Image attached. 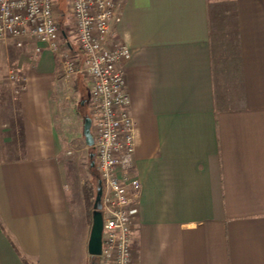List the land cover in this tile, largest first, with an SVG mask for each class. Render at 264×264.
Listing matches in <instances>:
<instances>
[{
  "label": "crops",
  "instance_id": "crops-1",
  "mask_svg": "<svg viewBox=\"0 0 264 264\" xmlns=\"http://www.w3.org/2000/svg\"><path fill=\"white\" fill-rule=\"evenodd\" d=\"M117 43L141 185L131 264H264V0H122ZM61 64L43 44H0V69L25 79L0 88V264H88L62 130L66 94L89 101V87Z\"/></svg>",
  "mask_w": 264,
  "mask_h": 264
},
{
  "label": "built area",
  "instance_id": "built-area-1",
  "mask_svg": "<svg viewBox=\"0 0 264 264\" xmlns=\"http://www.w3.org/2000/svg\"><path fill=\"white\" fill-rule=\"evenodd\" d=\"M122 0H68L76 46L81 59L63 55L65 77L80 75L89 87L91 134L95 166L102 193V245L100 264H131V206L139 199L141 185L132 175L135 125L129 113L121 63L129 56L125 44H108L119 17ZM60 0H0V44L17 50L28 42L58 52ZM70 51V50H69ZM41 52L40 47L35 53ZM21 89L25 79L17 68L0 69L4 83Z\"/></svg>",
  "mask_w": 264,
  "mask_h": 264
},
{
  "label": "rangeland",
  "instance_id": "rangeland-1",
  "mask_svg": "<svg viewBox=\"0 0 264 264\" xmlns=\"http://www.w3.org/2000/svg\"><path fill=\"white\" fill-rule=\"evenodd\" d=\"M214 3L220 4L223 0H209ZM59 34L57 36V39L62 43L59 47V52L62 53V59L63 55L66 53H70V56L74 58L76 61L81 59L80 52L76 46L75 41V33L72 23V18L69 10V3L68 0H60L59 6ZM62 34L66 37V39H63ZM66 43L70 45L71 50L69 51L68 48H66ZM11 44V43H10ZM62 48V49H61ZM81 77H79V81L81 83ZM71 89V88H70ZM71 92V90L69 91ZM68 98L69 104L72 105L75 109V115L70 120H67L66 128L65 130H62L63 137L66 138L65 142V149L64 153L69 158V165L71 169L73 170L76 177L81 180L83 179L84 185H91L92 177L90 175L89 166H90V160H89V153L90 151H94L90 148H87L84 143V138L82 135V126L83 121L81 119V116L83 118L89 117L90 118V103L88 101L87 94L84 93L80 98H74V95L66 94ZM83 102V105H80V103ZM80 114H77V113ZM95 164V159H94ZM96 168V166H95ZM91 227V225H90ZM89 227V228H90ZM88 264H91V257L89 256ZM100 264V261L98 262Z\"/></svg>",
  "mask_w": 264,
  "mask_h": 264
},
{
  "label": "water",
  "instance_id": "water-1",
  "mask_svg": "<svg viewBox=\"0 0 264 264\" xmlns=\"http://www.w3.org/2000/svg\"><path fill=\"white\" fill-rule=\"evenodd\" d=\"M82 134L86 147L92 149L93 138L91 134V119L89 117L83 119ZM93 165L94 163L92 162L90 166ZM101 193H102V189L99 182L93 203L91 227H90L89 239L87 244V253L90 257L93 258H98L101 255L102 216L99 211Z\"/></svg>",
  "mask_w": 264,
  "mask_h": 264
},
{
  "label": "trees",
  "instance_id": "trees-1",
  "mask_svg": "<svg viewBox=\"0 0 264 264\" xmlns=\"http://www.w3.org/2000/svg\"><path fill=\"white\" fill-rule=\"evenodd\" d=\"M91 150V149H90ZM89 160L90 164L93 162L94 163V154L92 151L89 153ZM89 171L90 175L92 177V183L91 185H83L82 187V193H83V199L85 203V219L86 223L88 225H91V220H92V211H93V203L99 183V177L97 174V170L95 168V164L93 166H89ZM99 259L98 258H93L91 257V264H98Z\"/></svg>",
  "mask_w": 264,
  "mask_h": 264
}]
</instances>
